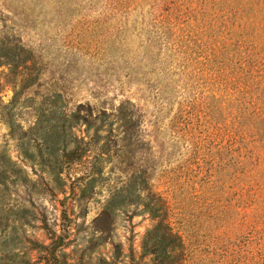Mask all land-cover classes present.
<instances>
[{
    "label": "rangeland",
    "instance_id": "obj_1",
    "mask_svg": "<svg viewBox=\"0 0 264 264\" xmlns=\"http://www.w3.org/2000/svg\"><path fill=\"white\" fill-rule=\"evenodd\" d=\"M109 3L0 0V264H51L58 235L62 264H154L142 242L162 218L188 246L179 264H225L205 252L221 227L185 81L141 31H116ZM126 100L131 140L115 121Z\"/></svg>",
    "mask_w": 264,
    "mask_h": 264
},
{
    "label": "trees",
    "instance_id": "obj_2",
    "mask_svg": "<svg viewBox=\"0 0 264 264\" xmlns=\"http://www.w3.org/2000/svg\"><path fill=\"white\" fill-rule=\"evenodd\" d=\"M109 7L116 31H141L155 65L167 61L173 82L187 86L193 112L186 125L192 151L199 150L190 157L204 171L198 182L210 194L207 218L221 227L205 252L225 264H264V0H110ZM125 104L134 106L122 102L115 121L129 134L136 121ZM62 245L52 237L51 264H62ZM142 248L154 264L189 255L164 218Z\"/></svg>",
    "mask_w": 264,
    "mask_h": 264
}]
</instances>
